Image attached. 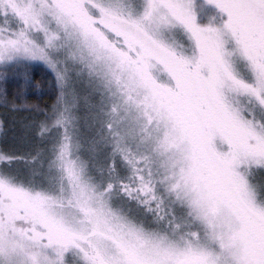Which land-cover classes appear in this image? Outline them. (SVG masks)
Returning a JSON list of instances; mask_svg holds the SVG:
<instances>
[{
	"label": "snow or ice",
	"instance_id": "6c2138e0",
	"mask_svg": "<svg viewBox=\"0 0 264 264\" xmlns=\"http://www.w3.org/2000/svg\"><path fill=\"white\" fill-rule=\"evenodd\" d=\"M0 105V264H264V0H0Z\"/></svg>",
	"mask_w": 264,
	"mask_h": 264
},
{
	"label": "trees",
	"instance_id": "16d2710c",
	"mask_svg": "<svg viewBox=\"0 0 264 264\" xmlns=\"http://www.w3.org/2000/svg\"><path fill=\"white\" fill-rule=\"evenodd\" d=\"M32 72L34 81H39L41 88L29 89V102L51 104L55 100V92L49 73L38 65L33 66ZM31 116L32 113L28 111L13 112L0 105V149L7 148L18 156L27 157L33 147L27 130Z\"/></svg>",
	"mask_w": 264,
	"mask_h": 264
},
{
	"label": "rangeland",
	"instance_id": "374dc122",
	"mask_svg": "<svg viewBox=\"0 0 264 264\" xmlns=\"http://www.w3.org/2000/svg\"><path fill=\"white\" fill-rule=\"evenodd\" d=\"M198 2H199V0H198ZM35 66V65H34ZM38 67H39V65H38ZM30 152H28V154H29ZM27 154V155H28ZM18 167H21V168H23V167H25V165H24V163L23 162H21L19 165H18Z\"/></svg>",
	"mask_w": 264,
	"mask_h": 264
}]
</instances>
